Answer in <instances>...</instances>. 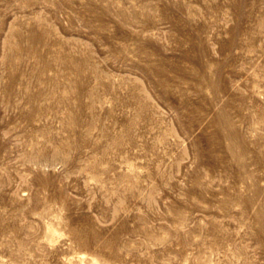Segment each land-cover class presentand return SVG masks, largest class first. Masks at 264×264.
<instances>
[{"label": "rangeland", "instance_id": "1", "mask_svg": "<svg viewBox=\"0 0 264 264\" xmlns=\"http://www.w3.org/2000/svg\"><path fill=\"white\" fill-rule=\"evenodd\" d=\"M0 264H264V0H0Z\"/></svg>", "mask_w": 264, "mask_h": 264}]
</instances>
